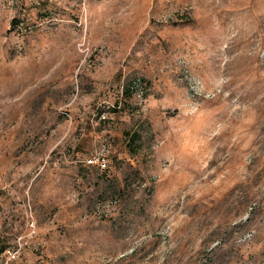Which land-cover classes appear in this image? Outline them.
<instances>
[{"label":"rangeland","instance_id":"rangeland-1","mask_svg":"<svg viewBox=\"0 0 264 264\" xmlns=\"http://www.w3.org/2000/svg\"><path fill=\"white\" fill-rule=\"evenodd\" d=\"M7 248L264 264V0H0Z\"/></svg>","mask_w":264,"mask_h":264},{"label":"built area","instance_id":"built-area-1","mask_svg":"<svg viewBox=\"0 0 264 264\" xmlns=\"http://www.w3.org/2000/svg\"><path fill=\"white\" fill-rule=\"evenodd\" d=\"M86 163L89 165L96 164L102 169H105L107 167V159L102 156H91L87 158ZM17 256V251L7 248L3 252L0 253V264H7L10 260L15 259Z\"/></svg>","mask_w":264,"mask_h":264},{"label":"trees","instance_id":"trees-1","mask_svg":"<svg viewBox=\"0 0 264 264\" xmlns=\"http://www.w3.org/2000/svg\"><path fill=\"white\" fill-rule=\"evenodd\" d=\"M133 84H134V83H131V84L129 85V87H130L131 89L134 88ZM131 137H132V140H131V141L134 142L135 139H136V137H138L137 132H133V133L131 134ZM129 142H130V140H129Z\"/></svg>","mask_w":264,"mask_h":264}]
</instances>
